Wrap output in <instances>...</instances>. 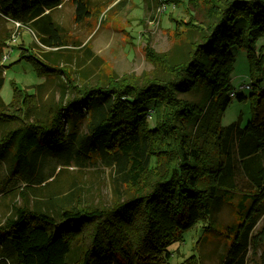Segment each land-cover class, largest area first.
I'll return each instance as SVG.
<instances>
[{
  "label": "trees",
  "instance_id": "trees-1",
  "mask_svg": "<svg viewBox=\"0 0 264 264\" xmlns=\"http://www.w3.org/2000/svg\"><path fill=\"white\" fill-rule=\"evenodd\" d=\"M63 1L0 0V17L28 27L41 45L63 49L69 42L51 17ZM66 1L75 21L90 16L88 0ZM187 3L201 17L173 20L170 49H146L162 75L102 76L76 86L69 71L50 65L48 52L45 62L19 46L39 76L65 72L73 95L45 107L13 84L8 102L0 96L1 181L20 182L23 202L11 203L0 223V264H167V247L198 221L217 220L223 205L233 220L218 264H264V50L256 44L264 35V0ZM233 47L246 53L248 95L240 85L231 89ZM231 97L249 102L244 126L219 124ZM80 120L85 130L78 133ZM71 161L108 167L122 193L107 205L87 204L72 191L48 196L56 207L28 206L27 193ZM178 264H200V257Z\"/></svg>",
  "mask_w": 264,
  "mask_h": 264
},
{
  "label": "rangeland",
  "instance_id": "rangeland-1",
  "mask_svg": "<svg viewBox=\"0 0 264 264\" xmlns=\"http://www.w3.org/2000/svg\"><path fill=\"white\" fill-rule=\"evenodd\" d=\"M88 1L91 14L80 21H75L74 5L70 1H63L51 11L52 19L61 28L62 39L69 42L63 49L41 45L28 27H17L12 21L0 17V40L7 38L0 55V64L5 66L1 71L4 82L0 96L5 102L12 97L13 84L27 93H36L35 99L45 107L56 103L63 104L65 99L73 95V88L68 86L65 72L56 71L48 76H39L30 61L20 57V53L25 51L23 48H29L45 62L49 61L43 59V53L48 52L49 58L54 59L50 65L69 71L76 86H80L85 79L94 81L102 76L140 79L155 73L162 75L160 66L150 60L146 49L159 53L172 47L176 27L173 20H186L188 15L198 19L201 17L200 12L191 10L187 0H165L167 5L162 11L160 0ZM178 28L182 30L183 27ZM32 42L36 45H31ZM72 42L75 43L71 44ZM256 44L264 50V35L258 37ZM232 52L234 64L230 74L231 89H236L239 85L250 84L251 81L245 50L233 47ZM67 54L69 61L65 60ZM37 84H41V87L36 88ZM260 85H264V74ZM249 92L246 90L243 93L248 95ZM251 114L247 99L239 101L236 97H231L219 124L238 122L240 126H244ZM149 122L152 124V119ZM75 128L78 133L84 131L85 120L77 122ZM70 164L61 167L59 174L48 185L38 187L41 189L36 193L28 192L26 204L33 206L37 201L42 207H56L59 201L53 200L54 203L50 204L48 196L60 198L74 191V197L77 196L87 204L107 205L122 193L123 187L115 185L111 171L100 162L87 161L85 165H75L71 161ZM2 173L0 171V181ZM21 187L20 182L12 185L5 180L0 182L1 224L4 217L12 211L11 203H23L18 193ZM232 220V208L223 205L217 220L198 221L183 232L182 240L174 241L167 247L171 256L166 263L178 264L184 258L195 255L200 257V264H218L227 245L225 225Z\"/></svg>",
  "mask_w": 264,
  "mask_h": 264
},
{
  "label": "built area",
  "instance_id": "built-area-1",
  "mask_svg": "<svg viewBox=\"0 0 264 264\" xmlns=\"http://www.w3.org/2000/svg\"><path fill=\"white\" fill-rule=\"evenodd\" d=\"M160 1H162V5H160V6H163V7H160V11H162L163 9H165V7H166V5H167V3H164V1L165 0H160ZM171 7H173V5H171ZM16 25H18L17 23H15ZM5 57V56H4ZM239 88L240 89H243V90H248V89H250V86H248L247 84H245L244 86H239ZM245 88V89H244Z\"/></svg>",
  "mask_w": 264,
  "mask_h": 264
}]
</instances>
